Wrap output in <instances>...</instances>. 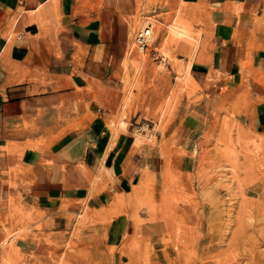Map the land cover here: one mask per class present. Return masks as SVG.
Here are the masks:
<instances>
[{"label":"rangeland","instance_id":"rangeland-1","mask_svg":"<svg viewBox=\"0 0 264 264\" xmlns=\"http://www.w3.org/2000/svg\"><path fill=\"white\" fill-rule=\"evenodd\" d=\"M135 2L109 77L117 104L103 118L111 137L129 135L143 166L108 207L59 214L63 228L52 211L16 205L3 220L0 264H189L192 225L198 252L236 261L243 238L264 264V120H243L253 105L264 111V73L241 77L237 88L221 85L210 0ZM147 23L151 40L139 50L134 34ZM92 176L99 179V166ZM87 221L102 226L93 240L82 235Z\"/></svg>","mask_w":264,"mask_h":264},{"label":"crops","instance_id":"crops-1","mask_svg":"<svg viewBox=\"0 0 264 264\" xmlns=\"http://www.w3.org/2000/svg\"><path fill=\"white\" fill-rule=\"evenodd\" d=\"M210 1L219 80L237 88L264 73V0ZM135 10V0H0V238L16 205L52 211L63 228L59 214L108 207L143 166L129 135L111 137L103 118L117 104L109 77ZM243 120L261 125L263 108ZM82 228L93 240L102 226Z\"/></svg>","mask_w":264,"mask_h":264},{"label":"bare ground","instance_id":"bare-ground-1","mask_svg":"<svg viewBox=\"0 0 264 264\" xmlns=\"http://www.w3.org/2000/svg\"><path fill=\"white\" fill-rule=\"evenodd\" d=\"M147 26L148 25H150V27H151V24L150 23H147L146 24ZM145 27V26H144ZM158 29L159 30H162L163 28H162V26H158ZM172 31H176L175 33H177L178 31L175 29V28H173V27H171L170 28ZM151 31H152V28H151ZM181 32V31H180ZM151 36H152V33H151V35H150V38H149V41L148 42H150V40H151ZM133 42H134V38H133ZM135 43V42H134ZM137 46V45H136ZM147 46H148V43H147ZM147 46L145 47V48H140V47H138V49L139 50H144V49H146L147 48ZM130 54V56H131V52L129 53ZM240 224V223H239ZM238 229H240V228H238ZM237 230V229H236ZM241 232H243L244 230L242 229V230H240ZM189 232H191V234H190V237H189V241H188V244H189V249H190V251H189V255H190V259H189V261H190V263L189 264H208L209 262H210V260L211 259H213L215 256H217V257H219V261H218V264H239V259H246L247 261H248V263L247 264H261V262H260V258H261V256H260V254L258 253L259 251H257L256 249H255V244L254 243H245V239H243V238H240V239H242V240H240V241H242V243L244 244L243 246L241 245V247H239V248H237L236 249V252H235V260L236 261H233V260H231V261H228V260H223V258H224V255H223V251H220V254H219V252L216 254V255H209V256H207L206 255V252H204V250H201L200 252H198V250H196V243H197V238L195 237L196 235H194V232H195V226L194 225H192V226H190V231ZM234 233V232H233ZM237 233V232H236ZM243 234V233H242ZM241 234V235H242ZM245 234V233H244ZM241 235H239L240 237H243V235L241 236ZM231 237H232V235H231ZM257 239V238H256ZM247 242H249V241H247ZM241 244V243H240ZM234 245V244H233ZM237 245V244H236ZM248 245V246H247ZM261 246V245H260ZM235 251V250H234ZM226 252V251H225ZM233 253V252H232ZM218 254H219V256H218ZM227 255V254H226ZM232 255V254H231ZM214 256V257H213ZM216 257V258H217ZM232 257V256H231ZM260 257V258H259ZM228 258H230V257H228ZM242 261V260H241ZM245 261V260H244ZM213 263V262H212Z\"/></svg>","mask_w":264,"mask_h":264},{"label":"built area","instance_id":"built-area-1","mask_svg":"<svg viewBox=\"0 0 264 264\" xmlns=\"http://www.w3.org/2000/svg\"><path fill=\"white\" fill-rule=\"evenodd\" d=\"M151 33L152 31L150 25L138 29L134 34L135 44L140 48H145L147 46Z\"/></svg>","mask_w":264,"mask_h":264}]
</instances>
